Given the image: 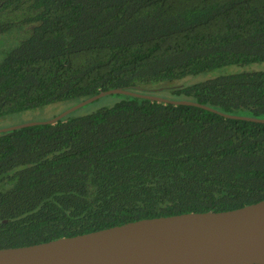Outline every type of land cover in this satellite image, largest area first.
<instances>
[{
    "label": "trees",
    "instance_id": "trees-1",
    "mask_svg": "<svg viewBox=\"0 0 264 264\" xmlns=\"http://www.w3.org/2000/svg\"><path fill=\"white\" fill-rule=\"evenodd\" d=\"M9 33L0 119L114 89L264 119V0H0ZM110 96L0 133V250L264 201V124Z\"/></svg>",
    "mask_w": 264,
    "mask_h": 264
},
{
    "label": "water",
    "instance_id": "water-1",
    "mask_svg": "<svg viewBox=\"0 0 264 264\" xmlns=\"http://www.w3.org/2000/svg\"><path fill=\"white\" fill-rule=\"evenodd\" d=\"M110 95L195 106L226 118L264 124V119L223 114L191 101L114 89L84 100L49 120L0 129V133L56 125ZM0 264H264V201L226 212L143 219L38 245L2 249Z\"/></svg>",
    "mask_w": 264,
    "mask_h": 264
},
{
    "label": "rangeland",
    "instance_id": "rangeland-1",
    "mask_svg": "<svg viewBox=\"0 0 264 264\" xmlns=\"http://www.w3.org/2000/svg\"><path fill=\"white\" fill-rule=\"evenodd\" d=\"M12 34H1L0 35V51L5 44H8L11 41ZM11 44V43H10ZM9 44V45H10ZM253 68H260L264 67V64L261 65H254ZM240 69L237 67H230L223 70L218 71V73H223L224 71ZM189 79H192L189 78ZM152 94V93H151ZM119 100L118 96H108L103 99H100L82 109L79 110L81 115H87L96 112L99 109L105 107L113 106ZM68 109L65 105H58V106H49L45 108L38 109L36 111H29L20 114H15L13 116H9L6 118L0 119V129H5L9 127H14L17 125L31 123V122H42L51 119L54 115Z\"/></svg>",
    "mask_w": 264,
    "mask_h": 264
}]
</instances>
